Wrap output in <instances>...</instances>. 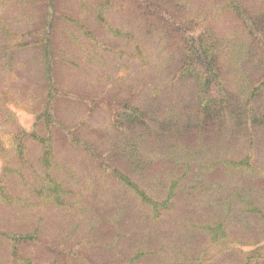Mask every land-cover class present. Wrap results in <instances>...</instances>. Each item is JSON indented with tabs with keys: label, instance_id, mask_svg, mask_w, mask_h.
Instances as JSON below:
<instances>
[{
	"label": "trees",
	"instance_id": "trees-1",
	"mask_svg": "<svg viewBox=\"0 0 264 264\" xmlns=\"http://www.w3.org/2000/svg\"><path fill=\"white\" fill-rule=\"evenodd\" d=\"M60 1L20 0L23 9L11 25L3 19L0 21V60L7 66L0 68V113L5 123L14 122L6 119L12 117L1 109V104L5 98L17 99L12 80L18 81L19 73L28 74L16 63L18 57L26 52L37 53L42 59L41 86L35 88L36 94L28 91L23 96L33 113V131L14 132V152L18 157L15 158L23 167L21 159L26 144L39 147L43 175L32 184L38 199L53 197L49 204L69 212L76 208L79 213L78 206L72 203L76 201L78 205L80 194L74 196V193L79 190L70 188L73 178L68 165L62 167L58 161L77 156L90 171L83 181L90 183L87 190L117 189L108 205L113 207L117 203L118 209L112 208L118 213L117 223L113 227L107 219L111 208H106L103 214L100 210L104 207L92 203L96 216L87 218L80 214L93 231L90 230L89 238L75 245L63 240L42 244L31 234L0 233V238L12 248V262L264 264V175L251 170L255 155L263 156L264 162V9L251 10L241 0H216L238 22L233 41L223 43L205 21L190 13V0H103L94 26L74 19L72 12L64 15ZM107 11L127 30L134 29L141 39L159 46L164 54V67L159 78L156 77L158 80L154 81L153 75L149 78L140 69L142 77L140 72L135 81L124 82L118 76L101 77L93 89L63 88L56 80L60 61L63 67L74 71L83 69L77 60L71 62L63 57L64 50L56 44L59 22L79 34L91 48L98 47L116 60H123L116 40L125 39L134 44L133 58L139 55V43L132 32L118 34L108 23L104 25L101 12ZM29 19H33L31 24L27 22ZM106 35L112 39H105ZM139 58L140 68L143 63ZM227 73L247 84L246 96L229 88ZM12 76L15 79H10ZM60 104L70 106L78 118L66 119ZM97 118L107 121L111 131L95 127ZM236 145L243 146L237 153H245L240 161L211 162L205 166V176L201 175L192 186L193 192H183L184 184L194 181L193 171L201 163L200 157L215 151H230ZM15 158L7 160L10 169L4 167L5 185L9 175L17 178L18 168H12L16 165ZM247 167L251 170L247 175L254 179L244 180V191L258 195L256 200L247 201L253 205L248 216L259 226L244 229L245 226L241 230L244 235L238 236L236 231L232 234L228 229L230 223L225 224L226 228L219 222L217 229L204 223L199 225L197 217L189 211V198L201 196L206 186L219 183L220 188L212 196L218 207L226 201L229 192L234 201L243 204L246 201L242 192L229 191L224 182L223 189L221 182L230 173L244 179ZM68 176L71 178L67 181ZM7 191L1 184L0 196L6 201L11 196ZM60 194L62 199L58 198ZM130 209L139 212L140 223L132 225L126 221ZM183 217L187 221H180ZM183 224H189V229ZM243 225L242 222L240 228ZM212 230H218L221 238H212ZM132 243L135 254H125L124 247ZM171 243L176 246L173 254L169 253ZM213 247L219 254L204 257L208 248ZM26 250H33L30 257L25 255Z\"/></svg>",
	"mask_w": 264,
	"mask_h": 264
},
{
	"label": "rangeland",
	"instance_id": "rangeland-1",
	"mask_svg": "<svg viewBox=\"0 0 264 264\" xmlns=\"http://www.w3.org/2000/svg\"><path fill=\"white\" fill-rule=\"evenodd\" d=\"M241 1L246 8L251 10L264 9V0ZM19 2L20 0H0V21L3 19L7 22V25H11L15 16L19 15V11L22 8L21 5L19 6ZM60 2H62L63 6H61L62 11L59 10L64 15L67 12H72L74 19L85 20L88 24L94 26V21L96 20L97 22L99 20L96 14H100L103 0H61ZM82 6H85V8ZM222 7V4L220 5L216 0H190V13L198 15L201 20L205 21L204 24H206L212 33L219 36L221 42H232L234 38L233 36H236L235 32L238 30V22L234 19L232 14L229 15L226 10L221 9ZM24 8H26V6H24ZM49 11L51 12L52 10ZM101 14L103 15L101 18L106 22L104 25L107 23L108 26L111 25L115 33L131 34L132 32V35H134L139 43V55L137 58L134 57L136 59L133 58L134 44L129 43L125 39L116 40L121 48L120 51H122L123 58V60H116L111 55L100 51L101 49L98 47L94 49L91 48L79 34L75 33L74 30L67 29L62 25V22H59L57 26L59 31L55 36V42L60 49L64 50L63 57L68 58L71 62L77 60L83 70L74 71L69 67H63V64L60 61L59 67L56 71L57 83L65 89L68 87L71 89L83 87L93 89V86L97 84L96 81L101 77L113 78L118 76L121 77L124 82L135 81L140 77V69H144L146 73L145 75L149 76V78L153 75L154 81L159 78L161 69L163 70L164 67V54L160 51L159 46L154 45L152 41L141 39L134 29H131V31L127 30V27L115 18V15L110 14V12H101ZM32 20L33 19H29L27 22L31 24ZM105 39L111 40L112 38L110 35H106ZM139 57L143 63L140 68L138 66L140 63L138 60ZM91 58H93L92 62L87 61ZM221 62L224 63L223 59H221ZM16 63L19 64L21 71L27 72L28 74L25 76L24 74L19 73V77L17 78L18 81L12 80L11 84L15 87L17 99H14V101L6 100V98L3 99V101L1 100L3 102V104H1V109L5 111L7 110L6 113L9 112L8 114L12 117L6 119H11V121L14 122L5 123L2 118V113H0V185L2 184L3 186H6V188H8L7 193L11 195L8 201L0 196V233L8 235L31 234V236H36L40 239L42 244L63 240V243L65 242L66 244L75 245L77 244V241L89 238L90 230L93 231V229L90 228V225L85 222V216L87 218H89L90 215L96 216L91 207L92 203L104 207L100 210L103 214H106V208H111V212H109L107 219L111 226L116 227L118 213L112 208L118 209V205L117 203L113 207H109L108 205L115 198L113 197V193L116 194L117 189L109 188L108 190H105L101 188L96 191L87 190V188L90 187V183H83V181L86 179L90 171L84 163H81L77 156H68L63 159L59 158L58 161L62 167H64V164L68 165V172L73 178V180L71 179L72 186L70 188H73L76 191L79 190V193H74V196L80 194L78 195V205L76 201L72 202L78 206L79 213L76 208L69 212L66 211L65 208L58 209L52 204H49L54 200L53 197H42L38 199L37 193L32 189L34 188L32 187V184L35 183L38 176L43 175L39 163L41 149L37 146L26 144L21 159L24 160L22 167L19 165L16 159L18 157H16V153L14 152L16 148L14 132L16 130H22L27 133L33 131V113L29 110L28 105L24 103L23 96L25 93H28V91L29 94L34 95L37 92L35 88H40V82H42L41 79L43 77L42 59L37 53L26 52L18 57ZM5 67L7 66H5L4 61L0 60V68ZM20 69L18 71H20ZM226 77L228 86L230 89L232 88V91L236 90V92H239L237 93L239 95H247L246 83L234 80L233 76L229 73H227ZM10 79H15V76L10 77ZM232 81L234 82L233 84ZM156 84L157 83H155V85ZM60 110L66 119L71 120L72 118H78L76 112L70 108V106L60 104ZM94 125L95 127H101L103 131L111 129H109L110 125H108V122L102 118H97ZM242 148L243 146L236 145L232 146L230 151H215L205 157H200L201 163H197V166L193 171L195 174L194 181L191 179V181L184 184L183 192H193L192 186L195 182L201 179V175L205 176V166H210L211 162L215 161L220 164L221 162L227 163L228 160L240 161L245 153L244 151L243 154L237 152ZM14 158L16 165L12 168H18V172L15 173L17 174V178H13V175H9L10 178H8L9 180L5 185L4 181L7 179L4 178V174L2 175V173L4 167L10 169L7 165V160ZM262 159L263 156L255 155L251 162V170H257L256 174L261 176L264 175V162ZM246 169L247 172L243 176L244 179L235 176L234 173H230L226 179L221 182V185L224 182L229 191L235 189L240 190L243 194L242 199L246 201L243 204L234 201L231 195L232 193L229 192V195L225 196L226 201L218 207V201L216 199L214 200V197L212 196L215 194V191H217L216 188H220L219 183L213 185L209 184L206 186L205 190L201 191V196L189 198L187 203L189 211H191L193 216L197 217V223L199 225L204 223V225H210L211 228L217 229V224L219 222H221L222 225L230 223L228 229H231L232 234L233 231H236L238 236L244 235L241 230L245 226L246 228L244 229L249 227L255 229L259 226L258 222H251L253 220L252 216H248L249 213L253 211L251 208L253 205L247 203V201L250 202V199L256 200L258 195H249L247 191H244V180L248 179V181L251 182V179H254L253 176L247 175L251 170H248V167ZM175 175L179 174L175 173ZM71 176H68L66 180H70ZM254 176L256 175L254 174ZM60 177L64 178L63 175ZM187 186H190L188 187L189 189ZM181 188L180 193L183 190L182 186ZM197 194L198 193L196 192L195 195ZM58 198L62 199V194H60ZM263 210L264 208L262 211ZM80 212L85 216L81 215ZM138 215L139 212L136 209H130L126 221L133 225L136 222H139V220H137ZM242 222L244 225L240 228ZM183 225H185L186 228L190 227L189 224ZM133 229L135 230L134 226ZM117 230L120 232L119 228H117ZM211 237L214 239H220V232L218 230H212ZM169 239L170 238H168V240ZM175 249L176 246L171 243L169 253L173 254ZM33 250H26L25 255L30 257ZM124 250L125 254L127 252L129 255H134L136 247H134V244L132 243L127 247L125 246ZM248 250L252 249L248 248ZM10 254H12L11 246L7 241L0 238V264H14ZM217 254H219L217 248H208L206 256L204 255V257L216 256Z\"/></svg>",
	"mask_w": 264,
	"mask_h": 264
},
{
	"label": "bare ground",
	"instance_id": "bare-ground-1",
	"mask_svg": "<svg viewBox=\"0 0 264 264\" xmlns=\"http://www.w3.org/2000/svg\"><path fill=\"white\" fill-rule=\"evenodd\" d=\"M173 204L175 205V203H173ZM180 221H187V220L185 219V217H183Z\"/></svg>",
	"mask_w": 264,
	"mask_h": 264
}]
</instances>
